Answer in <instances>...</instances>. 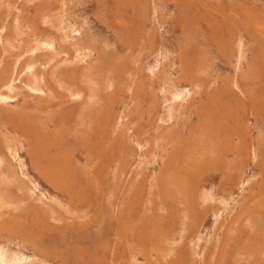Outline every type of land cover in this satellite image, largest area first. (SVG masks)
Returning a JSON list of instances; mask_svg holds the SVG:
<instances>
[{
    "label": "rangeland",
    "instance_id": "1",
    "mask_svg": "<svg viewBox=\"0 0 264 264\" xmlns=\"http://www.w3.org/2000/svg\"><path fill=\"white\" fill-rule=\"evenodd\" d=\"M1 95L7 264H264V0H0Z\"/></svg>",
    "mask_w": 264,
    "mask_h": 264
},
{
    "label": "bare ground",
    "instance_id": "2",
    "mask_svg": "<svg viewBox=\"0 0 264 264\" xmlns=\"http://www.w3.org/2000/svg\"><path fill=\"white\" fill-rule=\"evenodd\" d=\"M2 76V75H1ZM12 82V81H11ZM34 82H36L35 80H34ZM3 98L4 99H8V96H5V97H3L2 95H1V97H0V99H2L3 100ZM2 124H4V122H2ZM36 135V134H35ZM33 137H36V136H34V134H32V137H31V135L29 136V139H30V145H31V149H32V147H33V145H34V139H33ZM33 140V141H32ZM12 146H13V144H12ZM11 147V146H10ZM15 147V146H14ZM14 147L12 148L13 149V151H14ZM11 150V149H10ZM232 150V149H231ZM36 151V150H35ZM234 151V150H233ZM238 152V151H237ZM15 153H16V151H15ZM14 153V154H15ZM38 155V154H37ZM5 156H6V154H5ZM14 157V156H13ZM12 157V158H13ZM9 158V157H8ZM235 158V157H234ZM14 159V158H13ZM33 161H34V163L35 162H37V159L35 160V159H33ZM6 163V162H5ZM7 164L8 165H11L10 164V161H9V159H7ZM47 175V174H46ZM227 183V182H226ZM61 185V184H60ZM211 196V195H210ZM205 198V197H204ZM16 204H18V203H14L13 205H14V207H16ZM8 207H11V204L9 203V201L6 199V198H3V196H1L0 195V217H2L3 216V214H5V212L4 211H6V208H8ZM15 210H17V209H15ZM10 213H14V212H10ZM15 214H16V212H15ZM1 220V219H0ZM8 224H6V226H7ZM0 228H1V226H0ZM4 228V227H3ZM230 228V227H229ZM10 230V229H9ZM229 231V230H228ZM14 232V231H13ZM12 233V232H11ZM251 234V233H250ZM260 235V234H259ZM257 236V235H256ZM2 248H0V264H7L8 262H7V259H6V257H7V255L5 254V252H3L2 250H1ZM259 259V258H258ZM21 260V259H20ZM21 262V261H20ZM249 262V261H248Z\"/></svg>",
    "mask_w": 264,
    "mask_h": 264
}]
</instances>
